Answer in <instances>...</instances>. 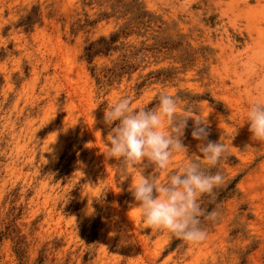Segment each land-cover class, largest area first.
Segmentation results:
<instances>
[{
	"label": "rangeland",
	"instance_id": "1",
	"mask_svg": "<svg viewBox=\"0 0 264 264\" xmlns=\"http://www.w3.org/2000/svg\"><path fill=\"white\" fill-rule=\"evenodd\" d=\"M96 1L0 0V264H264V142L241 124L248 102L264 99V0H140L163 23L128 40L149 45L157 34L172 47L110 84L88 68L98 72L116 54L90 65L81 54L86 39L122 20L70 32L83 11L95 17ZM160 68L167 79L145 78ZM161 91L178 110L206 115V141L226 150L218 171L224 180L238 175L237 192L202 226L206 237L167 251L170 233L138 227L129 189L136 169L103 154L104 110L124 96L130 107L153 108ZM191 130L188 118L186 154H173L169 172L200 155ZM151 173L147 164L142 174Z\"/></svg>",
	"mask_w": 264,
	"mask_h": 264
},
{
	"label": "clouds",
	"instance_id": "2",
	"mask_svg": "<svg viewBox=\"0 0 264 264\" xmlns=\"http://www.w3.org/2000/svg\"><path fill=\"white\" fill-rule=\"evenodd\" d=\"M156 99L153 108H133L131 98L124 96L104 110L103 122L111 127L104 137L103 154L106 159L121 160L136 169L137 177L129 189L141 220L139 228L164 230L195 244L206 237L201 218L211 221L217 217L215 209L209 211L201 206V197L207 195L214 200V190L223 185V175L209 169L217 165L226 150L222 141H206V115L201 116L188 106L178 110L177 98L166 91H161ZM188 118L192 119L190 136L199 141L196 149L200 155L191 154V158L169 172L173 154H186L181 137ZM243 122H247L252 140L264 142V99L248 102ZM142 161L151 164V176L142 174L147 166ZM162 170L166 178L158 182L155 175ZM79 172L77 181L83 175ZM93 211L89 204L86 213Z\"/></svg>",
	"mask_w": 264,
	"mask_h": 264
},
{
	"label": "trees",
	"instance_id": "3",
	"mask_svg": "<svg viewBox=\"0 0 264 264\" xmlns=\"http://www.w3.org/2000/svg\"><path fill=\"white\" fill-rule=\"evenodd\" d=\"M93 1L94 0H82V6H89ZM96 3L99 10L94 13V18L88 19V14L83 11V17L77 16L70 22V32L75 33L78 29H84L86 26H93L101 19L107 20L112 18L115 23H118L117 21L119 19L122 20L115 29L109 31L107 34H100L93 39L85 40L81 57L88 65L92 63L96 56L110 58L116 54L114 58L110 59V65L100 67L98 72H95L94 65L88 68L96 83L110 84L123 75L129 77L132 72L145 67V65H142V62L148 56L149 52L154 59H157L158 57L156 54L161 53L162 49L168 50L172 47L170 43L171 40L162 41L157 34L152 36L154 40L149 45H145V40H141L138 46L128 40L131 35H145L144 33L148 27H150V24L157 20L163 23L158 16L148 11L140 0H98ZM103 3L106 4H104L105 7L101 9ZM159 26L160 25H158V27ZM141 30H143V32H141ZM158 32L159 31H157V33ZM166 71H168V68H160L155 71H148L144 76L145 78L155 76V79H160L159 75H163V78H161L163 81L168 77ZM145 78L137 83L136 86H142L145 83ZM209 171H218V166L216 165L209 169ZM237 180L238 175L224 180L223 185L214 190V200H210L207 195L201 197V206L209 211L213 209L217 210V208L221 207L222 202L232 197L237 192ZM205 221L206 220L201 218V226L204 225ZM181 241L182 239L172 235V239L166 251L173 249L179 245ZM37 260L38 262L42 261L41 255H39Z\"/></svg>",
	"mask_w": 264,
	"mask_h": 264
}]
</instances>
